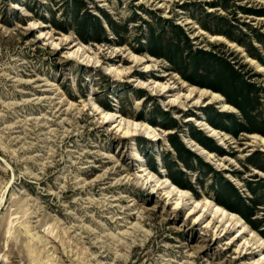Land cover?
<instances>
[{
	"label": "rangeland",
	"instance_id": "374dc122",
	"mask_svg": "<svg viewBox=\"0 0 264 264\" xmlns=\"http://www.w3.org/2000/svg\"><path fill=\"white\" fill-rule=\"evenodd\" d=\"M263 13L264 0H0V264H264V134L220 128L216 113L238 112L211 73L160 46L262 86L264 65L200 24L227 29L221 16L251 38ZM221 178L256 203L249 220Z\"/></svg>",
	"mask_w": 264,
	"mask_h": 264
},
{
	"label": "trees",
	"instance_id": "16d2710c",
	"mask_svg": "<svg viewBox=\"0 0 264 264\" xmlns=\"http://www.w3.org/2000/svg\"><path fill=\"white\" fill-rule=\"evenodd\" d=\"M87 16L88 18H90L89 25H85V23H82L85 32H88V30L93 32L98 31L97 33L99 35H104V29L100 25L98 18L91 14H87ZM212 18L213 23L211 24L215 26L226 25L227 29L213 30L204 24H200V26L208 32L220 33L227 39L241 45L248 56L254 58L260 64L264 65V33H259L253 30L251 38H248V36L241 31H239V36L234 35L230 31L231 27L229 26L231 25L227 24L223 17L217 16ZM106 24L111 30H113V25L110 20L106 19ZM74 25L78 28L79 26L80 28L82 27L81 24L78 25V23L76 22L74 23ZM150 39L153 41L159 40L158 37H155L154 35H150ZM253 42H256L257 45ZM160 44L161 49L166 53L171 54V56H175L178 54V58L176 61L177 63L179 62L180 64H185V66L190 67L192 70L198 69V67H200L202 68L204 73H211L212 84L209 85L210 88L218 91L224 97L225 101L235 107L238 112V116L234 114L216 113V115L221 118L227 117L229 123V127L219 126L220 128L229 132L230 134H235V132L239 131H256L258 133L264 134L263 129L261 127H258L261 126L262 122L257 110V106L259 105L257 93L261 92L262 94H264V85L258 86L253 82L243 79L238 73H236V71L227 61L225 62L223 59L214 58L215 56H213L210 52L200 49L194 50L189 59H183V57L179 56V52H176L175 47L170 48L169 43ZM202 61L206 62V65L201 63ZM174 126L175 124H169L166 127L170 128ZM204 139L210 143V146H207L208 148L219 151V148L215 146V144H213V142L209 138L204 137ZM171 144L177 153H179L180 151L187 152V149H185L180 141H176L175 144ZM253 165L256 168L264 171V167L255 163ZM220 184L225 189V192L228 191V196L235 200L239 208H241H235L236 212H238L244 219L249 220L253 215V206H255L254 204L256 203L252 200H248L245 197L240 196L236 188H234V186L229 181L221 178ZM244 209L248 212L247 214L243 212Z\"/></svg>",
	"mask_w": 264,
	"mask_h": 264
},
{
	"label": "bare ground",
	"instance_id": "6f19581e",
	"mask_svg": "<svg viewBox=\"0 0 264 264\" xmlns=\"http://www.w3.org/2000/svg\"><path fill=\"white\" fill-rule=\"evenodd\" d=\"M163 185H164V184H163ZM161 187H162V186H161ZM163 187H164V186H163ZM170 188H171V189L169 190V192L171 191L170 194L173 195L174 193H177V190H175V188H173V187H171V186H170ZM169 192H167V193H169ZM167 193H166V194H167ZM170 194H169V195H170ZM174 195H175V194H174ZM171 197H172V196H171ZM196 206H197V205H196ZM193 211H195V209H192V210H191V212H193ZM219 211H220L221 214H222V213H225V211L222 210V209H220ZM203 216H204V213L202 214V217H203ZM199 218H200V216H199Z\"/></svg>",
	"mask_w": 264,
	"mask_h": 264
}]
</instances>
